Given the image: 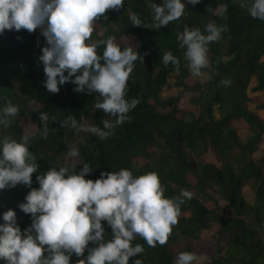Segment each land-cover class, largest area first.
<instances>
[{"label": "trees", "instance_id": "1", "mask_svg": "<svg viewBox=\"0 0 264 264\" xmlns=\"http://www.w3.org/2000/svg\"><path fill=\"white\" fill-rule=\"evenodd\" d=\"M151 11L148 0H124L118 10H106L94 24L93 42L113 37L121 47H133L143 58L134 62L126 91V99L139 98V103L128 113L130 121L117 126L104 140L60 125L74 116L83 123L85 118L87 125L102 127V120L114 117L95 108L101 99L98 93L76 92L70 81L58 85V93L47 92L39 60L46 41L40 30H5L0 35V107L10 102L19 110L8 126H0V137L19 141L27 119L38 126L28 146L37 164L32 183L0 190V212L14 210L23 234L32 218L18 204L24 202L30 189L39 187L37 175L66 162L76 164L75 172L80 171V163L87 162L91 171L85 179L93 181L101 172L121 168L134 176L154 172L165 197L178 196L181 189L193 196L181 205L167 243L149 247L141 237H135L132 244L142 245L144 251L129 257L128 264L135 259L141 264H174L178 245L195 254L203 249L208 257L204 264H264V152L258 158L252 156L264 133V121L245 104L251 102L264 109V20L252 18L239 7L238 0L186 3L181 18L158 29L134 26L128 19L129 12H135L150 24ZM210 22L226 25L228 30L209 43V66L201 70L208 78L200 82L187 66L177 34L185 27L203 32ZM110 23L116 28H110ZM101 28L105 32L97 35ZM102 49L103 45L98 53ZM166 51L178 57V72L171 63L163 65L161 57ZM170 73L177 74L175 85L195 93L188 106L178 107L180 94L160 98L159 91ZM253 76L256 83L252 91L261 93L248 96L246 89ZM150 99L170 109L158 112ZM215 109L220 113L218 118L214 117ZM41 112L49 116L46 136L41 135ZM234 120L248 125L251 135L246 140L237 135L231 124ZM73 147L79 155L69 158L67 153ZM208 149L218 164L197 160ZM245 185L252 189L251 203L243 193ZM226 209L232 211L231 216L224 214ZM101 224L105 239H111L110 226L103 220ZM205 231L209 233L204 239L201 234ZM94 246L92 242L87 245ZM86 255L87 248L80 257L72 254L70 264H79Z\"/></svg>", "mask_w": 264, "mask_h": 264}, {"label": "clouds", "instance_id": "2", "mask_svg": "<svg viewBox=\"0 0 264 264\" xmlns=\"http://www.w3.org/2000/svg\"><path fill=\"white\" fill-rule=\"evenodd\" d=\"M124 0H0V35L5 30L39 29L46 46L41 48L39 60L43 64L44 88L58 93V85L71 82L74 91L98 93L101 99L95 108L114 119L101 121L102 127L85 125L74 116L60 122L73 131H86L104 140L113 130L130 121L128 113L139 98L126 99L127 82L134 62L142 56L133 47L116 43L113 37L92 41L94 24L106 10H118ZM186 3L199 0H148L151 23L145 24L137 13L129 12L134 26L158 29L184 15ZM239 7L254 19L264 20V0H238ZM226 10V9H225ZM226 25L210 22L204 31L185 27L177 34L179 47L193 76L209 66L208 45L221 38ZM103 45L98 53L97 49ZM163 65L170 63L179 70V59L170 51L161 57ZM65 72L67 73L65 75ZM227 83V82H225ZM18 107L6 102L0 107V126L6 127L18 114ZM43 125L41 135H47L49 116L39 113ZM53 119H55L53 117ZM31 136L24 134L19 141L0 137V190L16 184L30 186L31 174L37 171L36 158L29 151ZM79 155L73 147L67 156ZM79 172L76 164L49 168L37 175L39 187L32 188L18 207L31 215V224L23 230L16 223L14 210L0 212V264H70V256L87 255L79 264H128L129 257L142 253L140 244H132L141 237L149 247L163 246L178 223L181 205L191 199V191L181 189L178 196L165 197L158 175L149 172L134 176L121 168L99 178L85 179L91 171L87 162ZM111 228V239H105L101 221ZM92 242L94 247H87ZM45 253H47L45 255ZM194 252H178L174 264H193ZM133 264H141L135 259Z\"/></svg>", "mask_w": 264, "mask_h": 264}, {"label": "rangeland", "instance_id": "3", "mask_svg": "<svg viewBox=\"0 0 264 264\" xmlns=\"http://www.w3.org/2000/svg\"><path fill=\"white\" fill-rule=\"evenodd\" d=\"M110 28L115 29L116 26L113 23H110ZM104 32H105V29L101 28L97 32V35H102ZM263 58H264V56H263ZM194 77L198 81L202 82L208 78V74L202 73L200 76H194ZM176 78H177L176 73H170L168 75V77L166 78L165 84L161 87V89L159 91V96H160V98H166L169 96L180 94V99L177 103L178 107L188 106L190 104L191 98L193 96H195V93L189 92V91H184L182 86L179 87L178 85H175L174 82H175ZM255 83H256V79H255V76H253L251 78L248 86H247V89H246L248 96H253V95H257V94L261 93L258 91H255V92L252 91V87L255 85ZM150 103L154 105V107L156 108V110L158 112H166L170 109L169 106L168 107H162L160 105L155 104L152 99H150ZM245 104H246V107L248 109L255 112L264 121V109L257 108L251 102H246ZM219 116H220V113H219L218 109H215L214 117L218 118ZM84 124L87 125L85 118H84ZM231 124L235 128V131H236L237 135L240 137V139L246 140L251 135V130L249 129L248 125L244 121L234 120V121H232ZM37 129H38V126L35 123V121H33L31 119H27L26 123L23 126V134L27 133V134L31 135ZM263 152H264V133L261 135L260 142L257 145V149L252 153V156H253V158H258L262 155ZM196 158L199 161L213 162L215 164H218L215 155L213 154L212 150H209V149L201 152ZM243 193L245 195L246 200L251 203L252 198H253V192H252V189L249 185H245L243 187ZM220 203H221V205L225 204L222 200H220ZM224 214L226 216H231L232 211L230 209H226V210H224ZM214 229L215 228H212L213 231H214ZM208 233L209 232L205 231L201 234V236L205 239V238H207ZM175 248H176L177 253L183 251L181 245H178ZM196 256H197V259L193 262V264H204L206 261H208L207 254L205 253V251L203 249L198 250Z\"/></svg>", "mask_w": 264, "mask_h": 264}]
</instances>
